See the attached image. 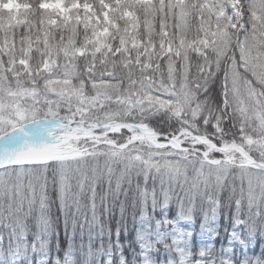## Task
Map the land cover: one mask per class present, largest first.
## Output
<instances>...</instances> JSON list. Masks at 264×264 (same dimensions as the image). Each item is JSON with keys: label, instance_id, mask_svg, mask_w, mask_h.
<instances>
[{"label": "snow or ice", "instance_id": "6c2138e0", "mask_svg": "<svg viewBox=\"0 0 264 264\" xmlns=\"http://www.w3.org/2000/svg\"><path fill=\"white\" fill-rule=\"evenodd\" d=\"M129 218L264 264V0H0V264H128Z\"/></svg>", "mask_w": 264, "mask_h": 264}, {"label": "trees", "instance_id": "16d2710c", "mask_svg": "<svg viewBox=\"0 0 264 264\" xmlns=\"http://www.w3.org/2000/svg\"><path fill=\"white\" fill-rule=\"evenodd\" d=\"M23 3L24 0H21ZM26 2L29 3H35L36 0H26ZM159 119H163V117H160ZM153 123H156V121H153ZM111 227L113 228V231L115 230L116 223L115 220L111 222ZM128 233L125 235L123 232L120 235V242L122 244H126V247L123 250L124 256L127 257L128 264H140V256L138 253L140 252V249L136 245V239H137V232H136V225L133 223V221L129 218L128 219ZM220 245H217L219 247ZM255 252L258 255L260 252V247H259V241H257V246L255 248ZM156 260L159 261L162 257V253L157 252L154 253ZM21 264H24L23 261H21ZM33 264H34V259H33ZM112 264H119V259L114 257Z\"/></svg>", "mask_w": 264, "mask_h": 264}, {"label": "rangeland", "instance_id": "374dc122", "mask_svg": "<svg viewBox=\"0 0 264 264\" xmlns=\"http://www.w3.org/2000/svg\"><path fill=\"white\" fill-rule=\"evenodd\" d=\"M23 12H24V9L23 8H21L20 10H19V14L20 15H23ZM17 11L15 10V9H13V11L11 12V13H5L4 15H5V17H7L8 15H10L13 19H15V17L17 16ZM35 259V258H34Z\"/></svg>", "mask_w": 264, "mask_h": 264}]
</instances>
